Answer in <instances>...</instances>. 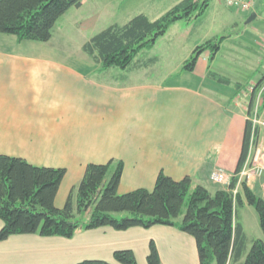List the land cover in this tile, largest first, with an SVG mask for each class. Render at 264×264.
Here are the masks:
<instances>
[{
  "label": "crops",
  "instance_id": "obj_1",
  "mask_svg": "<svg viewBox=\"0 0 264 264\" xmlns=\"http://www.w3.org/2000/svg\"><path fill=\"white\" fill-rule=\"evenodd\" d=\"M182 1L82 0L80 8L58 21L47 43L19 42L0 33V155L66 169L55 199L58 209L88 164L111 160L124 166L120 195L152 191L161 172L177 181L189 176L194 187L212 194L229 188L242 154L250 102L246 88L222 89L210 77L205 65L211 60L209 52L199 58L194 72H179L176 82L155 83L134 80L137 72L118 78L102 71L83 50L112 25H124L140 14L151 20L150 15H164ZM211 3L208 10L215 6ZM117 15L129 20L100 26ZM196 21H187L183 28L185 43L193 49L185 62L201 45L191 39ZM73 47L83 53L70 54ZM85 54L97 77L86 70ZM216 173L223 175L222 183L214 180ZM2 226L0 220V230ZM151 241L161 264H200L195 239L169 226L79 229L72 238L14 235L0 242V264H76L89 259L114 264L117 250L147 257Z\"/></svg>",
  "mask_w": 264,
  "mask_h": 264
},
{
  "label": "trees",
  "instance_id": "obj_2",
  "mask_svg": "<svg viewBox=\"0 0 264 264\" xmlns=\"http://www.w3.org/2000/svg\"><path fill=\"white\" fill-rule=\"evenodd\" d=\"M81 5L82 0H0V33L15 36L19 42L47 43L58 21ZM209 6L210 0H183L155 21L140 14L124 25L115 24L96 34L83 50L102 71L118 68L134 72L147 62L156 63L157 59L141 61L140 55L152 49L173 25L198 20ZM220 43L212 39L198 46L181 71L194 72L205 52H209L213 60ZM210 77L230 85L227 79L214 73H210ZM263 86L264 78L252 91L250 116ZM262 95L264 103V92ZM259 130L247 121L242 154L226 190L212 194L203 186L194 187L189 176L177 181L161 172L152 191L137 189L120 195L118 188L124 166L120 161L111 160L107 164H88L81 182L71 190L62 209L55 206V199L66 169L38 167L22 158L0 155V220L3 222L0 242L14 235L72 238L79 229L109 227L126 231L136 227L169 226L195 239L200 264H264V241L255 240L246 253L247 237L238 221V207L252 206L257 211L264 236V197L258 196L246 183L242 185V192L233 194L250 149L258 143ZM186 200V211L177 221ZM82 213H88L87 222L78 219ZM118 214L126 216L117 217ZM114 260L118 264H138L130 249L115 251ZM147 263L161 264L153 241L149 245ZM76 264L113 263L89 259Z\"/></svg>",
  "mask_w": 264,
  "mask_h": 264
},
{
  "label": "rangeland",
  "instance_id": "obj_3",
  "mask_svg": "<svg viewBox=\"0 0 264 264\" xmlns=\"http://www.w3.org/2000/svg\"><path fill=\"white\" fill-rule=\"evenodd\" d=\"M224 1L211 0V4L215 6H212L198 21L191 24V39L193 42L199 41L201 45L212 39H217L221 42L220 52L214 60L209 59L205 63L206 69L230 82V85L222 84V89L233 90L236 86L246 88L244 93L247 95V102H250L252 94L250 92L264 78V54L261 47L264 36V0H257L258 2H256L253 10L249 11H244L238 6L232 7L229 3L225 4ZM258 4L259 7H257ZM254 10L258 13V17L254 22L247 23L250 14L254 13ZM161 16L150 15V18L151 20H157ZM127 20L129 19H125L122 15H117L105 18L100 26H109L114 22L124 24ZM175 25L156 41L152 49L146 50L140 55L141 61H147V59H157V61L154 64H148L149 62H147V65L135 70L134 72H137L139 76L137 78H135V75L132 76L134 80H145L155 83L176 82L179 80L178 73L181 72L185 58L191 54L190 52L193 49H190L192 46L185 43L186 34L183 28L187 27V21H180ZM68 51L70 54L71 52L76 53V51L78 54L83 53L81 49L75 47L68 49ZM85 57L89 61L84 64L86 70L90 71V74L95 72L93 76L97 77L99 72L95 69V64L91 62L86 54ZM200 67H202V64H200ZM105 72L116 75L118 78L126 75L123 70L118 68ZM262 99L263 95L260 96L259 93L254 103L253 114L257 112L258 122L264 124V103ZM247 116L249 121L250 119L252 120L253 116ZM257 126L260 128L259 137L257 145L252 146V158L264 156V125ZM254 183L251 184L250 188L258 196H264V181H261L257 186ZM238 192H242L241 185L238 187ZM187 203L188 200H186L182 215L177 221L182 219ZM122 216H126V214L117 215V217ZM78 219L83 223L87 222L89 220L88 213H82L78 216ZM238 221L247 235V251L251 250L255 240L264 241L260 220L255 208L247 204L238 207ZM136 255L139 264H148L147 257H143L140 253ZM114 264L118 263L114 260Z\"/></svg>",
  "mask_w": 264,
  "mask_h": 264
},
{
  "label": "built area",
  "instance_id": "obj_4",
  "mask_svg": "<svg viewBox=\"0 0 264 264\" xmlns=\"http://www.w3.org/2000/svg\"><path fill=\"white\" fill-rule=\"evenodd\" d=\"M257 0H226V3H229L232 7H240L244 11H249L253 10V8L256 5ZM264 35V33H263ZM261 47H262V52L264 54V36L261 42ZM262 92H264V88H262L259 93L260 96H262ZM252 120L250 121L253 124L254 128H259L257 125H264L258 122V116L257 112H255L252 115ZM251 152L246 160L245 165L243 166L241 172L238 175V186L241 185L242 183H246L247 185H251L255 180H261L264 179V156L260 158H252V147H251ZM214 180L217 182L222 183L224 180V177L220 173H216L213 176ZM238 192V187L234 191V195H236Z\"/></svg>",
  "mask_w": 264,
  "mask_h": 264
},
{
  "label": "water",
  "instance_id": "obj_5",
  "mask_svg": "<svg viewBox=\"0 0 264 264\" xmlns=\"http://www.w3.org/2000/svg\"><path fill=\"white\" fill-rule=\"evenodd\" d=\"M257 13H253V14H251V16L249 17V19L247 20V23H252V22H254V20L257 18Z\"/></svg>",
  "mask_w": 264,
  "mask_h": 264
}]
</instances>
